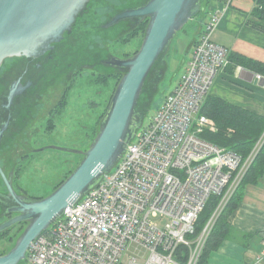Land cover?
I'll list each match as a JSON object with an SVG mask.
<instances>
[{"label":"built area","instance_id":"1","mask_svg":"<svg viewBox=\"0 0 264 264\" xmlns=\"http://www.w3.org/2000/svg\"><path fill=\"white\" fill-rule=\"evenodd\" d=\"M217 1L222 8L211 10L152 119L99 185L30 243L25 264H197L211 221L260 144L242 161L235 151L199 136L216 129L200 109L228 63L227 48L215 43L212 33L234 0ZM221 193L210 220L192 237L208 198ZM180 245L188 249L186 256L177 253ZM251 264H264V247Z\"/></svg>","mask_w":264,"mask_h":264},{"label":"water","instance_id":"2","mask_svg":"<svg viewBox=\"0 0 264 264\" xmlns=\"http://www.w3.org/2000/svg\"><path fill=\"white\" fill-rule=\"evenodd\" d=\"M90 1L0 0V65L9 57L38 58L72 37ZM200 7L201 0H147L140 6L115 13L103 25L107 28L122 20L129 23L137 18H148L141 44L135 53L125 58L108 54V60L99 61L100 65L108 64L109 69L118 68L125 72L113 90L89 146L68 150L82 155V158L63 182L45 197L23 199L15 194L0 168L8 193L18 204V207L6 212L5 215H14L0 222V233L18 223H26L9 251L0 255V264H17L25 259L30 243L61 217L66 207L77 203L96 188L103 175L117 164L143 125L146 112L138 111L136 107L147 75L159 56H165L176 32L199 12ZM164 73L157 80L154 93ZM240 74L239 77L247 82L256 76L245 68H240ZM258 85L264 87V77L258 80ZM18 91L16 87L10 88L8 99L11 100ZM154 93L145 103V111Z\"/></svg>","mask_w":264,"mask_h":264},{"label":"rangeland","instance_id":"3","mask_svg":"<svg viewBox=\"0 0 264 264\" xmlns=\"http://www.w3.org/2000/svg\"><path fill=\"white\" fill-rule=\"evenodd\" d=\"M126 1L128 0H91L85 16L81 17L72 33L73 37L69 41V47L62 48L64 60L79 66L95 65L93 69H84L72 82L66 94V106L54 129L45 133L42 132L43 126L39 129L40 135L39 138L36 137L35 142L39 150L34 152L24 165L23 176L21 175L22 178L19 180L32 196H47L53 191V185L64 172L74 167L80 155L68 150L84 149L92 136V130L97 125L98 117L109 103L116 80L108 78L105 84L93 81L92 77L96 74L110 70L100 65L99 61L106 58L105 53L121 58L130 56L141 44L143 37L141 34L127 42L122 39L113 42L110 39L109 36L115 35L125 26V20L107 28L103 27L110 18L112 10L116 8L115 6ZM213 1L209 0L202 5L205 14L190 18L170 42L167 51V70L158 83L153 102L143 124H147L152 119L164 96L175 86L183 71L184 62L189 56L191 43L199 32L198 27L203 25L204 20L205 23L209 21L208 12L213 8ZM216 217L210 225H213ZM17 228L15 227L8 236L13 238ZM1 245L10 246L8 238H4ZM17 264H25L24 259Z\"/></svg>","mask_w":264,"mask_h":264},{"label":"trees","instance_id":"4","mask_svg":"<svg viewBox=\"0 0 264 264\" xmlns=\"http://www.w3.org/2000/svg\"><path fill=\"white\" fill-rule=\"evenodd\" d=\"M146 1L147 0H128L124 3H121L115 6L116 8L112 10L113 12L110 18L112 17V15L125 8L140 6L144 4ZM208 1L209 0H201L200 10L195 16H198L199 14L200 15L205 14L202 5L206 4ZM252 1L254 4L250 9L249 13L258 19L259 24L261 25L260 27L263 29L264 0H252ZM84 16L85 14L82 16V18ZM147 23H148V18H143V19L137 18L134 20L132 24L130 25L128 24L125 30L122 29L115 35L109 37L111 40H113V42L119 41L121 39L127 42L131 38L136 37L139 34L143 36ZM197 37L193 39L190 48H192V46L194 45ZM136 51H134V53ZM167 55L168 52L165 54V56L163 54L159 56L158 60L155 62V64L153 65L152 69L150 70L149 74L145 79L142 93L139 97L138 104L136 107L138 111L146 112L144 116V120L149 112L153 99L146 111H145V103L150 99V96L154 93L155 84L157 80L161 77V73L167 70ZM125 57H129V56H125ZM227 57H228V63L223 70L232 73L237 67H242L251 70L259 74L260 76L264 77V62L251 59L237 52H228ZM124 72L125 71H122L118 68L117 69L111 68L110 71L106 73L96 74L92 78L95 83H99V84H105L108 78H112L113 80L115 79L116 80L114 84V89H115L118 81L120 80ZM64 105H65V101L62 102L61 106L64 107ZM106 108L102 112V114L98 117L97 125L92 130L91 133L92 136L89 140V143L84 147V149H86L89 146L90 142L96 135L98 131L99 121L103 117ZM263 109H264V103H263ZM200 113L212 119L214 121L216 129L214 131L204 129L199 134V136L220 147L235 151L241 156L242 161H244L250 155V153L257 145V143H260L257 146L256 153L254 154L249 166L247 167L245 173L243 174V177L241 178L237 186L234 188L231 195L226 200L224 207L217 215L212 227L209 230L201 254L197 261V264H207L211 253L213 251H216L223 242V240L230 237V235L232 234V228L229 223V216H231L234 210L242 202L246 185L258 183L259 179L264 175V113L263 114L256 113L247 108H244L242 106L229 102L225 99H222L221 97L213 96L210 94L206 96L202 104V107L200 109ZM53 126L54 125L51 124L48 127L52 128ZM79 157L80 158L78 162L74 165V167L69 168L64 172V174L53 185L52 190H54L60 183H62L63 180L72 172V170L81 160L82 155H80ZM222 195H223L222 193L213 194L208 198L205 206L203 207L195 223V231L192 237H196L200 234L203 227L206 225V223L209 221L212 214L214 213L215 209L218 207L222 199ZM33 197L42 198L43 196L33 195ZM25 225L26 223H18L15 226H13V227H18L14 233L13 238L11 236H8L12 228L7 229L0 233V255L5 254L9 251V249L12 247L14 243L15 238L22 231ZM4 238H8V244H10V246L3 247V245H1V241H3ZM187 250L188 249L186 247L180 245L177 249V253L179 254L182 251L183 252L185 251L184 253L186 256Z\"/></svg>","mask_w":264,"mask_h":264},{"label":"flooded vegetation","instance_id":"5","mask_svg":"<svg viewBox=\"0 0 264 264\" xmlns=\"http://www.w3.org/2000/svg\"><path fill=\"white\" fill-rule=\"evenodd\" d=\"M133 22H125L122 29ZM70 39L38 58L9 57L0 65V168L15 194L23 199L34 198L19 180L24 165L37 152L35 142L40 127L43 126V133L54 129L66 106V94L72 82L84 69L94 68L92 64L79 66L64 60L62 48L69 47ZM105 67L110 68L108 64ZM12 87L19 91L9 100ZM51 124L54 126L49 128ZM13 207L18 204L0 175V222L14 215H5Z\"/></svg>","mask_w":264,"mask_h":264},{"label":"crops","instance_id":"6","mask_svg":"<svg viewBox=\"0 0 264 264\" xmlns=\"http://www.w3.org/2000/svg\"><path fill=\"white\" fill-rule=\"evenodd\" d=\"M253 4L252 0H237L226 8L212 33V40L226 47L228 52L264 62V28L249 13ZM212 7V10L222 8V2L214 0ZM204 23L205 20L198 27L199 32ZM240 68L232 73L220 70L209 94L263 114L264 87L258 85L256 76L251 82L241 79ZM229 223L232 234L211 253L207 264L253 263L264 247V175L258 183L246 185L243 200L229 216Z\"/></svg>","mask_w":264,"mask_h":264},{"label":"bare ground","instance_id":"7","mask_svg":"<svg viewBox=\"0 0 264 264\" xmlns=\"http://www.w3.org/2000/svg\"><path fill=\"white\" fill-rule=\"evenodd\" d=\"M197 37V36H196ZM185 61V60H184ZM224 71V70H223ZM185 252V251H184Z\"/></svg>","mask_w":264,"mask_h":264}]
</instances>
